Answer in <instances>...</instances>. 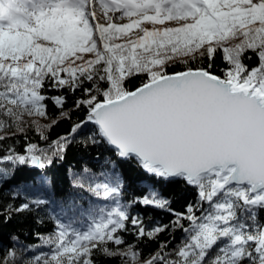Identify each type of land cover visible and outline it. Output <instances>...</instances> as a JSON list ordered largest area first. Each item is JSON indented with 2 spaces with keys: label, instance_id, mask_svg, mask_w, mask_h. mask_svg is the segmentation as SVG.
I'll use <instances>...</instances> for the list:
<instances>
[{
  "label": "snow or ice",
  "instance_id": "1",
  "mask_svg": "<svg viewBox=\"0 0 264 264\" xmlns=\"http://www.w3.org/2000/svg\"><path fill=\"white\" fill-rule=\"evenodd\" d=\"M217 57L222 75L210 71ZM173 66L180 70L169 72ZM133 78L141 83L130 90ZM63 90L81 92L74 110L86 119L40 147L29 130L47 142L71 118L64 96L46 95ZM49 99L56 118L48 115ZM89 124L86 143L105 145L115 159L98 174L84 168L73 186L104 206L85 210L83 231L57 217L51 234H34L40 244L22 245L12 235L11 247L0 246V264H264V0H0V142L24 140L20 151L11 145L0 154V189L19 170L43 173L62 163ZM118 161L156 182L194 189L195 202L176 212L152 185L123 202ZM50 186L43 175L13 185L12 198L22 202L8 211L48 205ZM133 206L173 219L148 228ZM10 219L5 214L3 223ZM177 230L182 238L172 251L158 243L147 258L124 238L131 232L158 242ZM42 247L48 251L36 254Z\"/></svg>",
  "mask_w": 264,
  "mask_h": 264
},
{
  "label": "trees",
  "instance_id": "2",
  "mask_svg": "<svg viewBox=\"0 0 264 264\" xmlns=\"http://www.w3.org/2000/svg\"><path fill=\"white\" fill-rule=\"evenodd\" d=\"M206 63V62H205ZM245 63L250 67L255 63L254 60H245ZM224 62L217 57L215 65L210 71L217 75H222L221 69L224 68ZM179 67L173 66L168 69L169 72L178 71ZM141 81L133 78L127 87L134 90L140 85ZM47 96H64L66 103L65 111H70V119H63L54 126L48 133V141L43 142L31 130L27 135L32 143L39 144L40 147H47L48 143L56 140L59 136L67 134L74 123L86 119L84 112L74 110V102L82 94L76 92L74 95L67 90L63 91H48ZM47 112L49 117L56 118L58 110L49 99L47 102ZM42 123H50L49 120H41ZM94 126H85L75 137L71 145L68 147L65 159L63 162H57L49 167L43 173L38 170L23 169L17 172L16 178L8 184H5L0 189V246L4 248L11 247L14 243L10 237L16 235L22 245L40 244L41 242L35 239L34 234L40 233L42 236L51 234L56 228V218L59 217L64 223H71L73 228L83 230L84 226L89 223L86 211L90 207L104 206L105 202L96 200L83 189L73 186V179L76 174L83 172L84 168H88L92 174H98L101 171L110 169L109 160L115 159L113 154L103 144L93 145L90 142L86 143L87 137L92 134ZM0 132V135H3ZM24 143L22 137L17 140L7 139L0 142V154H2L9 146L15 145L17 151H20V146ZM116 171L121 174L123 180L122 201L130 202L136 197H140L145 193L146 185H152L157 189L161 196L171 201V207L176 212H183L188 203H194L196 200V191L192 188H186L178 182H156L135 168L130 163L117 162ZM45 176L51 181L50 189L45 191L46 197L50 203L46 206H41L39 209H34L29 213L15 214L10 213L9 206H18L22 200L13 199L11 188L18 183L32 184L39 176ZM75 203L79 206L77 211L68 212L67 216L61 214V206H67L69 203ZM110 206V205H109ZM133 215L139 214L143 218L144 224L151 228L152 225L159 221L161 224H168L173 219L171 215L165 212L145 210L138 206L131 208ZM11 214V219L7 223H3L4 215ZM197 215L199 213L197 212ZM151 217V219H149ZM40 220L42 223L37 224ZM258 223L264 224V211L258 213ZM129 244H135L142 251L145 258L150 253H153L158 243L169 242V251L179 244L182 234L179 230L174 232H165L158 237V242L148 240H136L135 236L129 232L124 236ZM47 252V247H42L37 251ZM2 254V252H0ZM33 255L32 252L24 253L25 257ZM97 264H119L116 259L97 260Z\"/></svg>",
  "mask_w": 264,
  "mask_h": 264
},
{
  "label": "rangeland",
  "instance_id": "3",
  "mask_svg": "<svg viewBox=\"0 0 264 264\" xmlns=\"http://www.w3.org/2000/svg\"><path fill=\"white\" fill-rule=\"evenodd\" d=\"M72 227H73V226H72ZM87 227H88V224L84 226V229H83V230H86ZM74 229L77 230L78 228L76 227V228H74ZM83 230H81V231H83ZM214 253H215V249H213V250L209 253V258H211V256L214 255Z\"/></svg>",
  "mask_w": 264,
  "mask_h": 264
}]
</instances>
